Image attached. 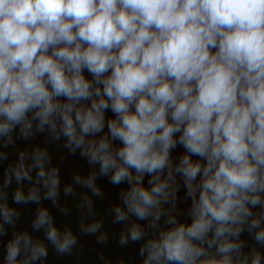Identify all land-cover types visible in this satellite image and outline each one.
<instances>
[{"label":"clouds","instance_id":"clouds-1","mask_svg":"<svg viewBox=\"0 0 264 264\" xmlns=\"http://www.w3.org/2000/svg\"><path fill=\"white\" fill-rule=\"evenodd\" d=\"M108 109V134L120 146L105 136L82 154L113 170V184L129 182L125 203L139 218L168 187L148 190L141 176L170 167L177 143L187 152L175 171L192 197L191 223L150 243L149 264H230L239 247L226 239L238 232L231 225L251 216L248 204H261L264 191V0H0V134L33 111L41 125L59 118L79 147L103 130ZM46 219L41 213L37 224ZM210 231L224 256L201 261L204 248L193 241L202 245ZM48 237L60 251L75 243L70 234L61 242L54 227ZM131 238H140L135 227ZM18 244L9 245V264Z\"/></svg>","mask_w":264,"mask_h":264},{"label":"water","instance_id":"water-1","mask_svg":"<svg viewBox=\"0 0 264 264\" xmlns=\"http://www.w3.org/2000/svg\"><path fill=\"white\" fill-rule=\"evenodd\" d=\"M83 74L90 81L94 79L87 69ZM58 102L68 101L61 97ZM90 103V100L80 101L84 106ZM108 119H115L110 109L105 110L103 130L86 134L85 144L79 147L70 144L64 136L59 118H54V128L51 122L41 125L33 111L7 135L0 134V264H9V245L18 239L14 264H149L150 243L159 242L162 233L180 223H191L192 197L183 176L175 171L181 157L187 154L186 149L177 143L170 149V167L141 176L139 183L148 190L155 183L168 184L166 196L157 197L158 203L141 219L125 203L129 182L113 184V170L102 172L98 162H91L88 155L82 154L89 142L98 143L105 136L109 137L113 150L120 146L108 134ZM77 133L80 134L79 126ZM174 138L178 141L179 133ZM191 159L204 163L197 156ZM41 170L44 176L40 175ZM17 172L21 173L19 179ZM133 175H136L134 170ZM198 181L199 177L194 183ZM260 198L261 204H248L251 216L231 225L238 232L226 239L239 247L227 254L230 264H252L256 256L264 264V241L256 239V234L264 230V191L260 192ZM117 209L124 213V219L118 218ZM41 213H46L47 219L45 224L38 225ZM253 220L259 221L258 227H252ZM51 227L57 230L61 242L70 234L75 243L60 251L48 237ZM134 227L140 231L138 240L131 238ZM212 240L213 231H210L202 245L193 241L204 248L201 261L223 259L224 254L217 251L219 241L209 244ZM36 248H43L44 254L34 255Z\"/></svg>","mask_w":264,"mask_h":264}]
</instances>
